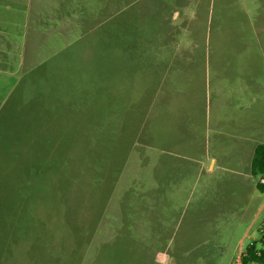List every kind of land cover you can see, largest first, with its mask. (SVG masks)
I'll list each match as a JSON object with an SVG mask.
<instances>
[{"label":"rangeland","instance_id":"374dc122","mask_svg":"<svg viewBox=\"0 0 264 264\" xmlns=\"http://www.w3.org/2000/svg\"><path fill=\"white\" fill-rule=\"evenodd\" d=\"M258 143L264 0H0V264H239Z\"/></svg>","mask_w":264,"mask_h":264},{"label":"trees","instance_id":"16d2710c","mask_svg":"<svg viewBox=\"0 0 264 264\" xmlns=\"http://www.w3.org/2000/svg\"><path fill=\"white\" fill-rule=\"evenodd\" d=\"M250 174L255 182L256 189L264 193V143H259L255 147L253 158L250 165ZM259 217H262L264 223V209ZM263 246H264V240ZM264 264V248H258L257 242L252 241L242 252L239 264Z\"/></svg>","mask_w":264,"mask_h":264},{"label":"crops","instance_id":"0c3cea01","mask_svg":"<svg viewBox=\"0 0 264 264\" xmlns=\"http://www.w3.org/2000/svg\"><path fill=\"white\" fill-rule=\"evenodd\" d=\"M259 144V143H258ZM257 146V144L255 145L254 144V146H253V148H252V154H254V151H255V147ZM252 158H253V155H252ZM251 161H252V159H251ZM250 165H251V162H250ZM264 209V208H263ZM262 222H263V220H262ZM257 230H258V233L260 234V243L262 244V246H263V240H264V233H262V223L260 224V226H258V228H257ZM252 241H255V242H257L258 241V239H253V240H251V242ZM263 248H264V246H263ZM253 264H257V263H253Z\"/></svg>","mask_w":264,"mask_h":264},{"label":"built area","instance_id":"2783aa9c","mask_svg":"<svg viewBox=\"0 0 264 264\" xmlns=\"http://www.w3.org/2000/svg\"><path fill=\"white\" fill-rule=\"evenodd\" d=\"M262 233H264V223H263V225H262Z\"/></svg>","mask_w":264,"mask_h":264}]
</instances>
